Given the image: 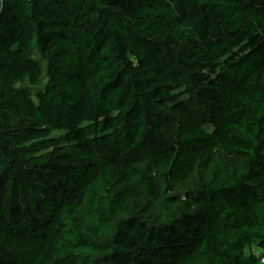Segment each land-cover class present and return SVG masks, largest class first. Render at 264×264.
<instances>
[{"label": "trees", "instance_id": "obj_1", "mask_svg": "<svg viewBox=\"0 0 264 264\" xmlns=\"http://www.w3.org/2000/svg\"><path fill=\"white\" fill-rule=\"evenodd\" d=\"M0 2V264H264V0Z\"/></svg>", "mask_w": 264, "mask_h": 264}, {"label": "built area", "instance_id": "obj_2", "mask_svg": "<svg viewBox=\"0 0 264 264\" xmlns=\"http://www.w3.org/2000/svg\"><path fill=\"white\" fill-rule=\"evenodd\" d=\"M1 1V0H0ZM1 3V2H0ZM262 261H264V258L262 259Z\"/></svg>", "mask_w": 264, "mask_h": 264}]
</instances>
